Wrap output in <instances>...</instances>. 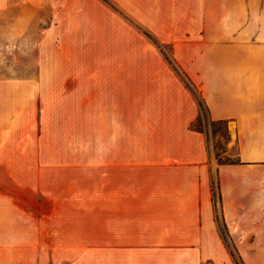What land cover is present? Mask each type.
<instances>
[{
	"label": "crops",
	"instance_id": "1",
	"mask_svg": "<svg viewBox=\"0 0 264 264\" xmlns=\"http://www.w3.org/2000/svg\"><path fill=\"white\" fill-rule=\"evenodd\" d=\"M163 2V21L142 19L227 122L238 160L218 162L192 126L202 107L176 70L135 134L127 73L91 86L79 69L2 76L0 264L8 250L12 264H236L223 227L246 264H264V0Z\"/></svg>",
	"mask_w": 264,
	"mask_h": 264
},
{
	"label": "rangeland",
	"instance_id": "2",
	"mask_svg": "<svg viewBox=\"0 0 264 264\" xmlns=\"http://www.w3.org/2000/svg\"><path fill=\"white\" fill-rule=\"evenodd\" d=\"M159 7L164 8L163 0H0V77L28 78L46 68L67 69L72 75L79 69L91 86L100 76L108 80L110 71L118 76L127 73L131 82L127 101H131L135 134L153 128L158 105L170 99L163 92L164 70H176L203 106L192 126L207 133L218 162H235L237 146L227 122L210 119L199 87L188 80L174 58L172 43L160 39L142 19L155 24L163 21V15L157 14ZM74 137L70 135L68 148L75 150ZM83 150L84 160L92 161V142H86ZM222 229L235 263L246 264ZM83 256L86 263L92 261L91 253ZM12 258L13 252L8 250L3 264H12ZM75 260V254L43 253L39 257V261L50 263ZM250 261L253 264L251 257Z\"/></svg>",
	"mask_w": 264,
	"mask_h": 264
},
{
	"label": "trees",
	"instance_id": "3",
	"mask_svg": "<svg viewBox=\"0 0 264 264\" xmlns=\"http://www.w3.org/2000/svg\"><path fill=\"white\" fill-rule=\"evenodd\" d=\"M189 80V79H188ZM191 82V81H190ZM201 103V102H200ZM201 107H202V109H203V106H202V104H201ZM200 116V115H199ZM198 116V117H199ZM198 119V118H197ZM198 129V128H197ZM213 189H214V195H215V183L213 184ZM243 260V259H242ZM244 262V261H243ZM236 264H238V262L236 261Z\"/></svg>",
	"mask_w": 264,
	"mask_h": 264
}]
</instances>
